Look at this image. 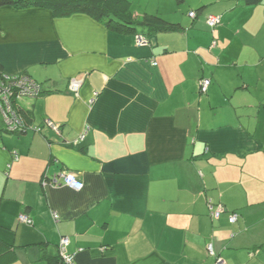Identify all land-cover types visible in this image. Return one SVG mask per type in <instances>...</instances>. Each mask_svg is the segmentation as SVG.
Instances as JSON below:
<instances>
[{"label":"crops","instance_id":"1","mask_svg":"<svg viewBox=\"0 0 264 264\" xmlns=\"http://www.w3.org/2000/svg\"><path fill=\"white\" fill-rule=\"evenodd\" d=\"M129 1L139 20L183 30L139 45L141 30L88 15L0 8L4 74L42 90L20 103L33 117L26 132L0 117L8 264H47L63 237L75 264H264V0L191 1L188 17ZM65 171L82 190L48 183Z\"/></svg>","mask_w":264,"mask_h":264},{"label":"trees","instance_id":"2","mask_svg":"<svg viewBox=\"0 0 264 264\" xmlns=\"http://www.w3.org/2000/svg\"><path fill=\"white\" fill-rule=\"evenodd\" d=\"M247 6H257L263 0H237ZM12 6L15 8L37 7L50 10L57 18L69 17L73 15H88L99 23L113 29L117 32H128L146 36L156 35L158 33H175L183 30L182 26L165 21L163 18L155 15L145 14L141 20L132 11V4L129 0H0V8ZM195 11H190L189 13ZM197 15V13H196ZM4 72L0 65V80L4 79ZM42 95V94H41ZM21 101L13 98V108L24 124L23 133L26 132L33 123V117L28 111L21 107ZM218 207V206H217ZM216 207V208H217ZM215 208V209H216ZM224 208V206H223ZM225 210V208H224ZM225 212V211H224ZM221 216V215H220ZM233 215L230 216V218ZM229 218V220H230ZM4 250L0 254V264H8L16 259L15 251L10 245L0 242ZM6 255L8 257H6ZM2 259V260H1ZM47 264H67L61 253L57 257L47 258Z\"/></svg>","mask_w":264,"mask_h":264},{"label":"built area","instance_id":"3","mask_svg":"<svg viewBox=\"0 0 264 264\" xmlns=\"http://www.w3.org/2000/svg\"><path fill=\"white\" fill-rule=\"evenodd\" d=\"M191 18L196 17V13H189ZM220 18L218 17H210L208 19V25L211 28H215L218 24H220ZM137 43L139 45H144L146 43V39L141 36H136ZM211 85V80L205 79L202 81L201 92L206 93L209 86ZM79 85L77 83L73 86V91L77 92ZM42 94V90L40 85L34 81L32 78L28 76H6L4 75V79L0 80V113L2 114L3 121L6 129L11 133H16L19 131H23L24 124L20 116H18L17 112L13 108V98L16 101H22L24 99H34L39 97ZM56 132L59 131V128L52 124L48 123ZM51 186L65 185L74 190H82L84 184L78 179V177L70 173L68 171L61 172L60 174H56L51 177L50 182H48ZM223 206L219 205L216 209H213V217L218 219L220 215L224 212ZM19 220L27 225L32 224V220L26 216L21 215ZM237 221L236 216H232L230 218V222L235 223ZM70 244V239L68 237H63L60 241V253L65 259L67 264H75L74 258L67 254V248ZM212 250V249H211ZM216 264H225L222 259H218Z\"/></svg>","mask_w":264,"mask_h":264},{"label":"rangeland","instance_id":"4","mask_svg":"<svg viewBox=\"0 0 264 264\" xmlns=\"http://www.w3.org/2000/svg\"><path fill=\"white\" fill-rule=\"evenodd\" d=\"M196 3V0H186L183 2V0H171V1H165L161 0H146V4L152 5V6H159L162 9V12L167 14V16H175L183 13V16L188 17V10L190 9V2ZM134 8H141L142 4L139 1H134ZM193 6V5H192ZM194 8V7H193ZM196 10V8H194ZM133 11V9H132ZM134 13V11H133ZM1 114V113H0ZM2 118V115L0 116Z\"/></svg>","mask_w":264,"mask_h":264}]
</instances>
